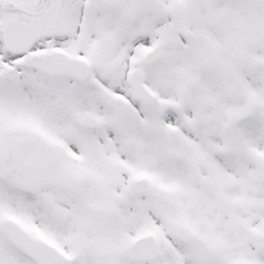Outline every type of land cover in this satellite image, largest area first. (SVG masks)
Segmentation results:
<instances>
[{"label":"snow or ice","instance_id":"1","mask_svg":"<svg viewBox=\"0 0 264 264\" xmlns=\"http://www.w3.org/2000/svg\"><path fill=\"white\" fill-rule=\"evenodd\" d=\"M0 264H264V0H0Z\"/></svg>","mask_w":264,"mask_h":264}]
</instances>
